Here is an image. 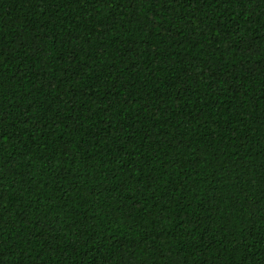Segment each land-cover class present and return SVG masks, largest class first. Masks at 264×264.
I'll return each instance as SVG.
<instances>
[{
	"label": "trees",
	"instance_id": "trees-1",
	"mask_svg": "<svg viewBox=\"0 0 264 264\" xmlns=\"http://www.w3.org/2000/svg\"><path fill=\"white\" fill-rule=\"evenodd\" d=\"M0 264H264V0H0Z\"/></svg>",
	"mask_w": 264,
	"mask_h": 264
}]
</instances>
